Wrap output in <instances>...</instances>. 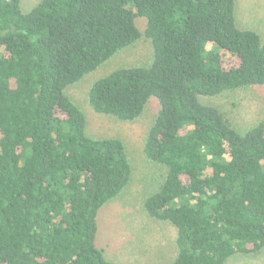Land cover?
Listing matches in <instances>:
<instances>
[{"label":"trees","instance_id":"obj_1","mask_svg":"<svg viewBox=\"0 0 264 264\" xmlns=\"http://www.w3.org/2000/svg\"><path fill=\"white\" fill-rule=\"evenodd\" d=\"M142 36L151 62L98 78L87 99L121 121L157 101L143 152L165 173L143 207L175 231L170 264L264 249V112L241 131L201 100L264 86V39L237 25L235 0H0V264H117L98 215L132 164L122 140L86 134L66 88Z\"/></svg>","mask_w":264,"mask_h":264},{"label":"rangeland","instance_id":"obj_2","mask_svg":"<svg viewBox=\"0 0 264 264\" xmlns=\"http://www.w3.org/2000/svg\"><path fill=\"white\" fill-rule=\"evenodd\" d=\"M35 1L20 0L22 10L27 11ZM235 16L238 26L255 30L264 39V0H235ZM144 23L143 19L137 20L141 31ZM151 60V44L142 36L66 88V93L85 115L86 134L92 138L122 140L132 164L130 182L122 193L101 208L98 215V242L104 256L117 264H170L174 257L173 227L151 218L143 207L145 198L157 190L165 173L164 166L148 160L143 152L159 106L155 98H151L138 118L121 121L94 112L88 104L87 91L95 80L118 67L148 65ZM223 62L229 66L236 61L224 58ZM201 100L216 107L235 128L244 131L262 117L264 86L225 91ZM226 264H264V249L250 256H233Z\"/></svg>","mask_w":264,"mask_h":264}]
</instances>
